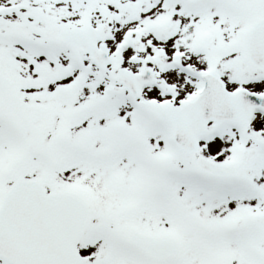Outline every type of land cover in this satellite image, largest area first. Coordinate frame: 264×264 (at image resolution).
Listing matches in <instances>:
<instances>
[{
  "label": "snow or ice",
  "instance_id": "obj_1",
  "mask_svg": "<svg viewBox=\"0 0 264 264\" xmlns=\"http://www.w3.org/2000/svg\"><path fill=\"white\" fill-rule=\"evenodd\" d=\"M0 264H264V0H0Z\"/></svg>",
  "mask_w": 264,
  "mask_h": 264
}]
</instances>
